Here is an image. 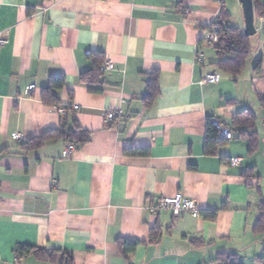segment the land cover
<instances>
[{"label": "crops", "instance_id": "0c3cea01", "mask_svg": "<svg viewBox=\"0 0 264 264\" xmlns=\"http://www.w3.org/2000/svg\"><path fill=\"white\" fill-rule=\"evenodd\" d=\"M222 12L243 34L237 0H0V264H219L221 254L264 264V231L253 230L264 203L256 100L264 96V17H254L247 68L233 77L215 70V51L202 40ZM90 52L114 65L97 94L78 81L92 67ZM210 72L219 82L200 84ZM60 76L58 103L45 106L41 93ZM151 79L157 96L147 104ZM245 109L259 118L256 152L234 135L204 155L207 121L229 130ZM112 110L119 114L106 125ZM75 126L89 140L67 158L62 138L26 145ZM129 148L149 154L128 156ZM232 158L241 163L230 166ZM250 168L253 177L243 178ZM177 193L199 217L150 213ZM210 211L214 220L203 216ZM119 240L139 245L125 259ZM18 246L58 254L17 260Z\"/></svg>", "mask_w": 264, "mask_h": 264}, {"label": "trees", "instance_id": "16d2710c", "mask_svg": "<svg viewBox=\"0 0 264 264\" xmlns=\"http://www.w3.org/2000/svg\"><path fill=\"white\" fill-rule=\"evenodd\" d=\"M254 17H264V0H252ZM229 15L227 13H221L218 21H216L212 27V32L217 37V43L212 48L215 51L217 61L214 63L215 70L228 74L230 76H237L247 68L248 58L250 55V40L249 37L243 35L240 29L230 26L228 24ZM88 59L91 62V69L88 72L80 74L78 81L85 85L90 93H100L101 89L98 87L100 78L103 73L100 71V66L104 60V56L99 52H90ZM261 61H258L254 67V72L258 73L260 70ZM64 77H52L48 81V85L43 89L41 93V102L45 106L57 105L58 99L54 95L55 91L61 90L64 87ZM157 96L155 80L151 79L147 82V94L143 99L145 103L152 102ZM258 108L263 115L262 123L264 124V96L257 95L256 97ZM258 116L249 109L242 110L231 116L230 131L232 135L239 139L246 140L248 143L247 154L252 155L256 152L259 136L255 130ZM62 138L68 144L75 146L76 148L83 147L89 138L88 132L82 130L78 126H75L72 130L66 132L48 131L41 136L31 140L28 144V148H38L44 142L50 139ZM227 142L218 138V130L216 125L208 120L205 128L204 138V155L213 156L216 149ZM25 146V145H22ZM128 156H147L149 154L148 149H132L129 148L125 151ZM254 168L246 169L242 173L243 178H252ZM204 218L214 220L216 217V211H210L203 213ZM253 230L256 233L264 231V203L261 204L258 218L253 226ZM159 235V231H154L152 234V240H156L155 236ZM139 245L137 241L119 240L117 247L123 257L134 252L135 248ZM58 252L48 253L42 249L18 246L15 250L16 259L19 260L25 256H33L37 260L42 262H53ZM216 262L219 264H240L234 255L221 254L218 256Z\"/></svg>", "mask_w": 264, "mask_h": 264}, {"label": "built area", "instance_id": "2783aa9c", "mask_svg": "<svg viewBox=\"0 0 264 264\" xmlns=\"http://www.w3.org/2000/svg\"><path fill=\"white\" fill-rule=\"evenodd\" d=\"M218 4L224 3L225 0H212ZM203 42L207 44L210 48H213L217 43V37L214 32L208 31L205 33L204 37L202 38ZM7 39L5 36L0 35V50L6 45ZM114 70L113 62L110 60H104L100 66L101 73H109ZM220 80L219 75L216 72L206 73L201 81L200 84H217ZM33 85L27 87V94L33 90ZM77 107H74L76 109ZM60 113H63V110H60ZM117 111H107L105 117L103 119L104 124H109L112 120L118 115ZM216 128L218 130V138L222 140L229 141L233 138L232 132L226 129L221 124L214 122ZM12 139L14 141L22 140V135L16 133L13 135ZM74 151V146L67 144L63 149L61 156L62 158H67L72 152ZM241 163V159L239 158H232L229 161L230 166H238ZM150 213L153 215L158 214L159 212H168L173 217H180L182 215H189L192 218L199 217V209L196 206L194 201H191L185 198L182 194L177 193L171 197H161L157 200V202L150 206L149 208Z\"/></svg>", "mask_w": 264, "mask_h": 264}, {"label": "water", "instance_id": "95a60500", "mask_svg": "<svg viewBox=\"0 0 264 264\" xmlns=\"http://www.w3.org/2000/svg\"><path fill=\"white\" fill-rule=\"evenodd\" d=\"M240 4L243 18V35L251 37L255 34L254 13L252 0H237Z\"/></svg>", "mask_w": 264, "mask_h": 264}, {"label": "rangeland", "instance_id": "374dc122", "mask_svg": "<svg viewBox=\"0 0 264 264\" xmlns=\"http://www.w3.org/2000/svg\"><path fill=\"white\" fill-rule=\"evenodd\" d=\"M257 130L260 132L261 134V138H262V145L261 148L264 150V126L262 127V125L258 124L257 125Z\"/></svg>", "mask_w": 264, "mask_h": 264}]
</instances>
